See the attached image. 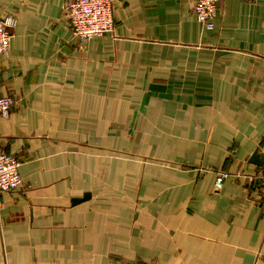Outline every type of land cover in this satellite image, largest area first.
Returning <instances> with one entry per match:
<instances>
[{
    "label": "crops",
    "instance_id": "0c3cea01",
    "mask_svg": "<svg viewBox=\"0 0 264 264\" xmlns=\"http://www.w3.org/2000/svg\"><path fill=\"white\" fill-rule=\"evenodd\" d=\"M68 1L0 0V264H264V0H116L84 42Z\"/></svg>",
    "mask_w": 264,
    "mask_h": 264
},
{
    "label": "built area",
    "instance_id": "2783aa9c",
    "mask_svg": "<svg viewBox=\"0 0 264 264\" xmlns=\"http://www.w3.org/2000/svg\"><path fill=\"white\" fill-rule=\"evenodd\" d=\"M223 0H196L194 11L197 20L207 29L214 27ZM116 0H69L65 6V15L68 19L73 35L81 42L95 36L114 34ZM17 20L14 16L0 18V55L8 54L11 46L13 30ZM17 101L10 96L0 95V115L9 116ZM20 160L12 154L0 152V204L4 193L19 190L24 187L20 174ZM222 172L218 179V186L227 177ZM261 185L259 201L264 204V163L258 175Z\"/></svg>",
    "mask_w": 264,
    "mask_h": 264
},
{
    "label": "water",
    "instance_id": "95a60500",
    "mask_svg": "<svg viewBox=\"0 0 264 264\" xmlns=\"http://www.w3.org/2000/svg\"><path fill=\"white\" fill-rule=\"evenodd\" d=\"M253 160H254V162H256V160H257V162H258V155L256 154L255 156H253ZM263 163H264V161H263ZM262 163V164H263ZM90 193L89 192H86L85 194H84V196H83V198H76V199H74V201L73 202H80V201H82V200H85V199H88L89 197H90Z\"/></svg>",
    "mask_w": 264,
    "mask_h": 264
}]
</instances>
